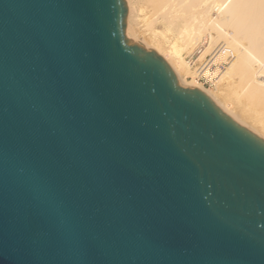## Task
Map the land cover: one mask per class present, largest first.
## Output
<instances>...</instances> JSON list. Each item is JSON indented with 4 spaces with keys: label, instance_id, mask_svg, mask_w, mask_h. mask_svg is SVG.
<instances>
[{
    "label": "water",
    "instance_id": "obj_1",
    "mask_svg": "<svg viewBox=\"0 0 264 264\" xmlns=\"http://www.w3.org/2000/svg\"><path fill=\"white\" fill-rule=\"evenodd\" d=\"M127 14L0 0V264H264V138Z\"/></svg>",
    "mask_w": 264,
    "mask_h": 264
},
{
    "label": "bare ground",
    "instance_id": "obj_2",
    "mask_svg": "<svg viewBox=\"0 0 264 264\" xmlns=\"http://www.w3.org/2000/svg\"><path fill=\"white\" fill-rule=\"evenodd\" d=\"M126 2L128 37H144L180 84L202 89L264 138V0Z\"/></svg>",
    "mask_w": 264,
    "mask_h": 264
},
{
    "label": "built area",
    "instance_id": "obj_3",
    "mask_svg": "<svg viewBox=\"0 0 264 264\" xmlns=\"http://www.w3.org/2000/svg\"><path fill=\"white\" fill-rule=\"evenodd\" d=\"M227 65V64H226ZM224 70V69H223ZM200 82H202L204 85H209V86H211L213 83H212V80H208V79H206V78H204V77H201L200 78Z\"/></svg>",
    "mask_w": 264,
    "mask_h": 264
},
{
    "label": "rangeland",
    "instance_id": "obj_4",
    "mask_svg": "<svg viewBox=\"0 0 264 264\" xmlns=\"http://www.w3.org/2000/svg\"><path fill=\"white\" fill-rule=\"evenodd\" d=\"M126 35H127V34H126ZM127 37H128V35H127ZM128 38H130V37H128ZM142 39H144V37H142V36H138V37H136L135 40H133V39L130 38V40H132V41H138V42H142ZM205 86L210 87L209 85H205Z\"/></svg>",
    "mask_w": 264,
    "mask_h": 264
}]
</instances>
